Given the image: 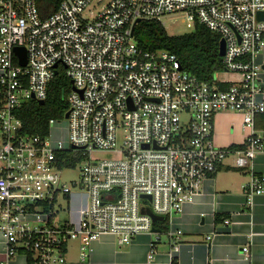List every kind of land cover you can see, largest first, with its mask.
I'll use <instances>...</instances> for the list:
<instances>
[{
    "label": "built area",
    "instance_id": "obj_1",
    "mask_svg": "<svg viewBox=\"0 0 264 264\" xmlns=\"http://www.w3.org/2000/svg\"><path fill=\"white\" fill-rule=\"evenodd\" d=\"M102 3L61 0L45 16L43 0H0V264H67L74 240L85 262L102 235L131 244L153 234L154 259L161 233L144 209L171 224L228 156L252 170L246 204L264 195V174L253 166L264 155V129L257 127L264 115L257 60L264 0H107L97 9ZM172 16L224 39L223 67L212 82L186 71L176 54L137 43L138 20ZM60 68L72 82L69 116L52 119L47 135H32L19 112L46 101ZM221 114L241 118L242 149L216 143ZM76 170L77 180L63 181V173ZM75 193L82 194L75 219L59 221L57 210H69ZM243 251L249 259V246Z\"/></svg>",
    "mask_w": 264,
    "mask_h": 264
},
{
    "label": "crops",
    "instance_id": "obj_2",
    "mask_svg": "<svg viewBox=\"0 0 264 264\" xmlns=\"http://www.w3.org/2000/svg\"><path fill=\"white\" fill-rule=\"evenodd\" d=\"M257 60L263 69L264 83V50ZM262 116L257 119L258 128H263ZM244 137L239 116L219 115L214 132L219 146L240 145ZM253 166L255 174H264V155H259ZM251 179L252 170L236 167L234 156H228L215 175L202 182L183 211L168 223L166 231L154 228L161 233L154 259L149 258L153 234L140 235L131 244H120L115 236L102 235L92 243L85 262L80 260L79 244L77 254H71L69 243L67 264H172L174 259L178 264H264V195L256 196L251 205L246 204L244 187ZM218 216L223 221L232 219L233 224L217 223ZM171 229L182 230L181 238L171 237ZM245 246L250 248L249 259L244 255Z\"/></svg>",
    "mask_w": 264,
    "mask_h": 264
},
{
    "label": "trees",
    "instance_id": "obj_3",
    "mask_svg": "<svg viewBox=\"0 0 264 264\" xmlns=\"http://www.w3.org/2000/svg\"><path fill=\"white\" fill-rule=\"evenodd\" d=\"M60 2L61 0H43L45 7L49 4L46 9L43 8V15L53 13ZM134 33L141 47L150 50L163 49L176 54L182 67L200 81L212 82L214 74L223 67V59L220 55L221 36L202 25H197L190 33L171 36L162 22L143 20L137 24ZM63 71V68H60L59 74L50 83L44 104L32 101L20 110L19 117L26 132L45 136L49 133V123L52 119H64L69 110L67 95L72 89V82ZM261 121L264 122V116ZM233 148L242 149L243 146H233ZM71 155H73L71 152H63V156L68 159H71ZM222 221L220 216L216 218L217 223ZM168 223V220H165L156 223L155 227H161L160 232L166 231ZM172 264H178V261L174 259Z\"/></svg>",
    "mask_w": 264,
    "mask_h": 264
},
{
    "label": "rangeland",
    "instance_id": "obj_4",
    "mask_svg": "<svg viewBox=\"0 0 264 264\" xmlns=\"http://www.w3.org/2000/svg\"><path fill=\"white\" fill-rule=\"evenodd\" d=\"M106 2H107V0H104V3L97 6V9H100L101 6L103 4H105ZM162 24L164 25L166 31L171 36H180V35L190 33L192 31V29L188 27V22L184 16L167 17L162 21ZM221 76H222V78L223 77L227 78V75H221ZM1 143H2V140L0 138V145H1ZM94 156L97 159L109 160V159L114 158V156L112 154H107V153H96ZM0 167H1V164H0ZM78 178H79V171L78 170L63 173V181L66 182L67 184H70L71 181L77 180ZM81 195H82L81 193H75L73 195L71 206H70L69 210H67V211L57 210L58 211L57 218L59 221H67V220L73 221L75 219L74 212L76 209L79 208ZM60 203H62L63 206H65L64 202H63V198H62V201H60ZM157 223H160V222H157ZM78 244H79V242L77 240L70 242L69 248H70L71 254L72 253L77 254V245Z\"/></svg>",
    "mask_w": 264,
    "mask_h": 264
},
{
    "label": "water",
    "instance_id": "obj_5",
    "mask_svg": "<svg viewBox=\"0 0 264 264\" xmlns=\"http://www.w3.org/2000/svg\"><path fill=\"white\" fill-rule=\"evenodd\" d=\"M141 22V20H138L137 23ZM17 53L18 55L21 57V61L23 64H26V56L24 53V49L18 48L17 49ZM225 54V41L224 39H221L220 41V55L223 56ZM45 101H40V104H44ZM69 116V113L66 114V117ZM150 199V197H148ZM144 212H146L147 214H149L152 218L154 222H158V221H164V217L162 216H156L154 215L149 209L145 208ZM158 229H154V231H156Z\"/></svg>",
    "mask_w": 264,
    "mask_h": 264
}]
</instances>
